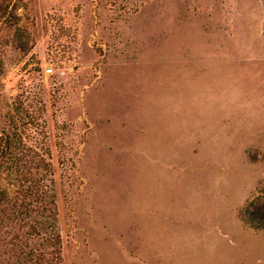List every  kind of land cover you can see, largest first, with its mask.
I'll return each mask as SVG.
<instances>
[{
	"label": "rangeland",
	"instance_id": "rangeland-1",
	"mask_svg": "<svg viewBox=\"0 0 264 264\" xmlns=\"http://www.w3.org/2000/svg\"><path fill=\"white\" fill-rule=\"evenodd\" d=\"M19 4L0 264H37L41 237L53 264H264L235 215L264 187V0Z\"/></svg>",
	"mask_w": 264,
	"mask_h": 264
},
{
	"label": "trees",
	"instance_id": "trees-1",
	"mask_svg": "<svg viewBox=\"0 0 264 264\" xmlns=\"http://www.w3.org/2000/svg\"><path fill=\"white\" fill-rule=\"evenodd\" d=\"M20 0H0V52L4 45H10L20 51H27L28 42L26 41L27 34L22 32L16 10L19 7ZM0 74H1V61H0ZM16 149L15 143L12 138H9L8 134H4L0 131V168L2 164L11 168L13 165H7L9 158L13 154V150ZM8 200L5 192H0V215H5L6 219H12V208L7 207ZM10 208V209H9ZM236 218L246 228L253 231L264 230V187H259L255 193L247 198L236 209ZM43 230V229H42ZM41 246H49L51 249L37 250L36 260L37 264H53L55 262V256H57V237H53V242L46 241V237H41ZM49 244V245H47ZM43 251V253L40 252ZM49 254V255H48Z\"/></svg>",
	"mask_w": 264,
	"mask_h": 264
}]
</instances>
